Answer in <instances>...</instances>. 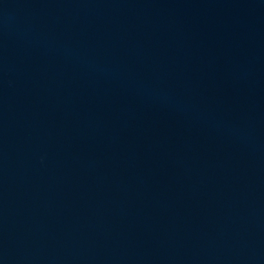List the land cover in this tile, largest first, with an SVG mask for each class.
I'll use <instances>...</instances> for the list:
<instances>
[{"label": "water", "instance_id": "obj_1", "mask_svg": "<svg viewBox=\"0 0 264 264\" xmlns=\"http://www.w3.org/2000/svg\"><path fill=\"white\" fill-rule=\"evenodd\" d=\"M0 264H264V0H0Z\"/></svg>", "mask_w": 264, "mask_h": 264}]
</instances>
